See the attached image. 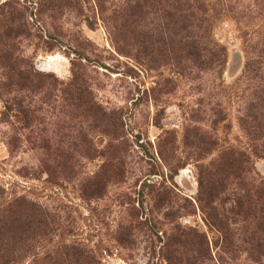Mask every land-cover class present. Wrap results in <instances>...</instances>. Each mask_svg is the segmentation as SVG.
Masks as SVG:
<instances>
[{"label":"rangeland","instance_id":"rangeland-1","mask_svg":"<svg viewBox=\"0 0 264 264\" xmlns=\"http://www.w3.org/2000/svg\"><path fill=\"white\" fill-rule=\"evenodd\" d=\"M0 264H264V0H0Z\"/></svg>","mask_w":264,"mask_h":264}]
</instances>
